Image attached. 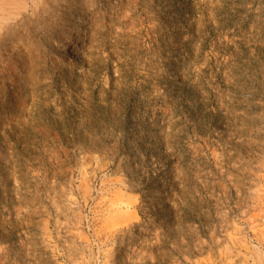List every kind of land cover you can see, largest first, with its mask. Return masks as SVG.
<instances>
[{
    "label": "rangeland",
    "instance_id": "1",
    "mask_svg": "<svg viewBox=\"0 0 264 264\" xmlns=\"http://www.w3.org/2000/svg\"><path fill=\"white\" fill-rule=\"evenodd\" d=\"M45 1L0 30V264H264V0Z\"/></svg>",
    "mask_w": 264,
    "mask_h": 264
},
{
    "label": "bare ground",
    "instance_id": "2",
    "mask_svg": "<svg viewBox=\"0 0 264 264\" xmlns=\"http://www.w3.org/2000/svg\"><path fill=\"white\" fill-rule=\"evenodd\" d=\"M33 0H0V30L2 29V28H7V27H9L10 26V24L15 20V18L17 17V16H19L20 14H23L26 10H27V8H28V6L30 5L29 4V2H32ZM42 1H45V0H42ZM68 1V0H67ZM79 1V0H78ZM84 0H82L81 2H83ZM46 2V1H45ZM51 2H53V1H51ZM51 2H50V4H51ZM64 2H65V0H64ZM87 2H88V0H87ZM55 3H56V1H55ZM78 3V2H77ZM66 4H67V2H66ZM44 5V4H43ZM70 5V4H69ZM78 5V4H77ZM84 5V4H83ZM87 5V4H86ZM45 6H46V4H45ZM56 6V5H55ZM61 6V5H60ZM47 7H49V6H47ZM58 7V6H57ZM81 7H82V5H81ZM89 7V6H88ZM37 8V7H36ZM43 8V7H42ZM83 8H84V6H83ZM83 8L82 9H79V10H77L76 12H78L79 14H78V18H79V20H77V22H75V24H72V26L70 25V27L67 29V34L68 35H70V36H72L71 37V39L70 40H68V41H66V50L68 49V47H73V49L75 48V47H77L76 45H78V42H79V39L81 38L80 37V30L83 28H81V26H79V25H82L81 23H83L82 22V20H84L83 18V14H84V10H83ZM90 8H91V5H90ZM33 9V8H32ZM85 9H86V7H85ZM88 9V8H87ZM36 10V9H35ZM30 11V10H29ZM65 11V10H64ZM89 11V10H88ZM87 11V12H88ZM35 12V11H34ZM28 13V12H27ZM30 13H32V12H30ZM55 13V12H54ZM34 14V13H33ZM37 14H39V13H37ZM57 14V13H56ZM73 14H74V11H73ZM24 15V14H23ZM32 15V14H31ZM36 15V14H35ZM35 15H33V16H35ZM42 15V14H41ZM40 15V16H41ZM75 15V14H74ZM28 16V15H27ZM58 18V17H57ZM21 19V18H20ZM32 19V18H31ZM36 19V18H35ZM42 19V18H41ZM41 19H40V21H41ZM51 20V19H50ZM34 22V21H33ZM37 22V21H36ZM51 22V21H50ZM38 23V22H37ZM66 23V22H65ZM35 24V23H34ZM41 24V23H40ZM45 25H47V24H45ZM49 25V24H48ZM38 26H39V24H38ZM42 26V25H41ZM50 26V25H49ZM48 26V27H49ZM22 27V25L20 26V28ZM40 27V26H39ZM47 27V28H48ZM24 28V27H23ZM28 28V27H27ZM30 28V27H29ZM34 28V27H33ZM51 28V27H50ZM85 28V27H84ZM84 28H83V30H84ZM21 30V29H20ZM25 30V29H24ZM33 30V29H32ZM53 30V29H52ZM58 30V29H57ZM5 31L6 30H4L3 32L5 33ZM28 31V30H27ZM31 31V30H30ZM55 31V30H54ZM7 32V31H6ZM36 32V31H35ZM3 33V34H4ZM21 34H23V32H20ZM28 33V32H27ZM58 33H60V32H58ZM2 33H1V35H3ZM15 34V33H14ZM32 34V33H31ZM82 34V33H81ZM17 36V35H16ZM21 36V35H20ZM19 36V37H20ZM82 36V35H81ZM11 37H12V35H11ZM26 37V36H25ZM27 37H28V35H27ZM84 37V36H83ZM10 38V37H9ZM18 38V37H17ZM55 38V37H54ZM20 39V38H19ZM68 39V38H67ZM12 40V39H11ZM16 41H17V39H16ZM23 41V40H22ZM25 41V40H24ZM18 42H19V40H18ZM6 47V46H5ZM8 48V47H7ZM16 48V47H15ZM64 48V47H63ZM78 48H80V47H78ZM62 49V48H61ZM72 49V50H73ZM9 50H11V49H9ZM76 51H77V48L75 49ZM12 52V51H11ZM65 52V51H64ZM12 54V53H11ZM67 54V53H66ZM75 54V51H74V53H73V55ZM3 55V54H2ZM6 55H8V54H6ZM70 55L72 56V54L70 53ZM76 55V54H75ZM4 56V55H3ZM11 56V55H10ZM13 56V55H12ZM15 56V55H14ZM7 57V56H6ZM1 58V57H0ZM12 57H10V59H11ZM7 59V58H6ZM3 62V61H2ZM88 65V64H87ZM33 68V67H32ZM36 68V67H35ZM38 68V67H37ZM30 69V68H29ZM32 71V70H31ZM35 71H37V70H35ZM88 71V70H87ZM33 72V71H32ZM38 72H36V74H37ZM31 74V73H30ZM33 74V73H32ZM27 75V74H26ZM31 77V76H30ZM36 77V76H35ZM37 78V77H36ZM36 78H34V80H36ZM33 80V79H32ZM34 80H33V82H34ZM87 80V79H86ZM30 82H31V80H30ZM38 82V81H37ZM39 83H41V82H39ZM28 85V84H27ZM26 85V86H27ZM31 85H35L34 83L32 84L31 83ZM38 87V86H37ZM24 88V87H23ZM27 88V87H26ZM31 88V87H30ZM26 90H28V89H26ZM25 91V90H24ZM34 91H35V89H34ZM23 93H25V92H23ZM27 93V92H26ZM25 93V94H26ZM28 93H30V90H29V92ZM27 93V94H28ZM26 94V95H27ZM31 94V93H30ZM29 94V95H30ZM34 94H36V93H34ZM8 95V94H7ZM9 96V95H8ZM39 96V95H38ZM27 98V97H26ZM31 99H32V96H31ZM33 99H34V97H33ZM37 99V98H36ZM35 99V100H36ZM8 100V99H7ZM37 101V100H36ZM2 102H3V100H2ZM35 102V101H34ZM33 102V103H34ZM36 103V102H35ZM2 104V103H1ZM33 105V104H32ZM35 105V104H34Z\"/></svg>",
    "mask_w": 264,
    "mask_h": 264
}]
</instances>
